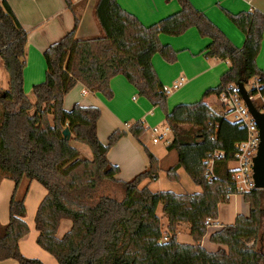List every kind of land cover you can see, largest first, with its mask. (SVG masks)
<instances>
[{
  "label": "trees",
  "instance_id": "obj_1",
  "mask_svg": "<svg viewBox=\"0 0 264 264\" xmlns=\"http://www.w3.org/2000/svg\"><path fill=\"white\" fill-rule=\"evenodd\" d=\"M176 1L178 12L146 27L117 0H96L93 16L100 35L77 39L80 13L73 0H63L74 27L44 51V80L32 87L35 101L31 102L23 91L27 33L8 0H0V60L8 76V89L0 88V179L11 180L15 187L23 179L33 180L47 191L35 220L40 232L37 243L58 264H264V190L238 193L228 168L235 158V144L246 139L245 129L211 114L205 102L229 86L245 87L252 79L264 94V71L256 65L264 15L222 10L245 37L243 46L237 48L189 0ZM191 28L200 38L210 39L203 57L228 61L230 68L215 88L204 91L200 101L168 111L167 95L151 59L158 54L167 63L175 62L177 52L162 45L159 35L178 37ZM118 75L165 115L171 134L166 150L176 155V163L166 170L167 179L178 182L177 170L182 169L201 188L199 194L152 193L147 187L140 188L146 179L156 181L160 171L159 161L147 150L148 168L129 182L117 180L119 170L108 162V148L98 140L95 124H87L63 108L64 97L77 84L111 99L109 83ZM65 128L70 139L88 148L90 159L62 136ZM144 132L141 122L129 127L136 140ZM213 152H222V156L214 160L213 177L208 178L203 160ZM104 186L116 196L103 194ZM233 195L242 196L249 214L237 215L232 225L211 234L209 242L224 248L207 252L201 246L210 225L206 221L216 222L218 205L228 203ZM14 196L15 191L9 221L0 226L3 257L19 264H41L19 254L16 243L28 229L21 221L23 203ZM158 207L166 219V236L156 215ZM60 219L70 220L72 228L62 240H56L53 235ZM184 224L189 227L192 245L177 242L179 227Z\"/></svg>",
  "mask_w": 264,
  "mask_h": 264
},
{
  "label": "crops",
  "instance_id": "obj_2",
  "mask_svg": "<svg viewBox=\"0 0 264 264\" xmlns=\"http://www.w3.org/2000/svg\"><path fill=\"white\" fill-rule=\"evenodd\" d=\"M189 1L237 48L243 46L245 37L226 18L222 10L231 14L258 11L264 15V0ZM73 2L80 13L75 37L87 39L100 35L93 16L96 0H73ZM117 3L146 27L180 10L176 0H117ZM8 4L27 33L23 91L29 97L32 95V87L44 80L46 69L44 51L73 30V16L66 9L63 0H8ZM159 41L177 52L173 63H167L158 54L151 59L152 66L167 95L168 111L179 104H193L200 101L204 91L215 88L219 84L220 76L230 68L228 61L203 57L202 53L210 43V39L200 38L193 28L178 37L159 35ZM256 65L264 71V37L256 58ZM109 86L112 98L106 99L101 94L90 93L81 84H77L64 97L63 108L81 121L95 124L98 140L108 148L106 156L108 162L119 170L115 178L122 182H129L144 172L148 168V158L145 153L147 150L159 161L160 171L156 181L150 182L146 179L142 181L140 188L147 187L152 193L170 191L175 194H199L201 188L194 185L182 169L177 170L178 182H171L166 177L167 168L176 163V155L166 150L171 134L164 123V113L146 99L139 97L136 89L120 75L112 78ZM0 88L8 89V76L1 60ZM212 98L213 96L205 100L207 105L212 102ZM135 122H141L145 128L139 140L134 139L129 133V127ZM163 137L166 138V143L162 141ZM14 191L15 201L23 203L25 215L21 221L28 229L27 234L16 243L19 254L26 259L37 260L41 264H58L56 258L37 243L40 232L35 224L36 215L48 194L36 181L23 179L15 187L11 180L0 179V226H5L9 221V203ZM238 196L244 205V210L241 214L234 213V219L237 215L249 214L248 205L241 195ZM220 206L221 204L218 205V220L210 222L201 242V246L208 252L224 248L215 244L211 246L206 244L211 234L227 226L220 220ZM71 228L70 220L60 219L53 238L62 240ZM0 264H19V262L13 258H4L0 249Z\"/></svg>",
  "mask_w": 264,
  "mask_h": 264
},
{
  "label": "built area",
  "instance_id": "obj_3",
  "mask_svg": "<svg viewBox=\"0 0 264 264\" xmlns=\"http://www.w3.org/2000/svg\"><path fill=\"white\" fill-rule=\"evenodd\" d=\"M249 82H251V84L249 92H246L247 96L253 106L254 104L258 106L256 110L260 114H264V94L261 92V86L256 79H252ZM211 101L212 102L207 105L211 110V114L218 115L230 122H237L240 127L245 129L246 139L235 144V158L231 161L236 163V168L234 170H229L232 173L236 191L240 194L249 192L255 189L252 179V161L256 156L259 144L258 128L244 101L240 97L236 86H229L218 96H213ZM155 141L156 140H154V142ZM221 156L222 152H213L203 160L207 166L205 172L206 177H213L214 160ZM206 224H210L209 221H206Z\"/></svg>",
  "mask_w": 264,
  "mask_h": 264
},
{
  "label": "rangeland",
  "instance_id": "obj_4",
  "mask_svg": "<svg viewBox=\"0 0 264 264\" xmlns=\"http://www.w3.org/2000/svg\"><path fill=\"white\" fill-rule=\"evenodd\" d=\"M250 84H251V82H248V84L245 86L244 89H245L246 92H249V90H250ZM6 89L7 88H4V90H6ZM28 98L30 99L31 102H34L35 101V99H34V97L32 95H30ZM257 108H258V106H257ZM162 141L166 143V138L163 137ZM69 143H70V145L72 147L76 148L79 151V153H80V155L82 157H85V158H88V159L90 158V155L91 154H90V152H89V150H88V148L86 146L75 142L73 139H69ZM228 168L230 170H234L236 168V163L235 162H230L228 164ZM101 192L103 194H109V195H112V196H116V194L113 193V191L111 190V188H107L105 186L102 188ZM239 198L240 197L238 195H233V196L230 197L228 203L221 204V206H220V215H221L220 220L222 222H224L225 224H227V225L233 224V221H234L233 220L234 219V213H236V212L238 214L243 213V210H244L243 209V206L244 205H243V203H241V201H240ZM156 215L160 219V224L162 226V234L164 236H166V234H165L166 219L163 217V215L161 213V208L160 207L157 208ZM177 242L180 243V244H182V245H192L193 244V242L191 240V237L189 236V227H188V225H185L184 224V225H181L180 226L179 233H178V237H177ZM206 242H207L206 244H208L210 246L213 245L209 241H206ZM216 251H214V252H216ZM214 252H210V253H214Z\"/></svg>",
  "mask_w": 264,
  "mask_h": 264
},
{
  "label": "water",
  "instance_id": "obj_5",
  "mask_svg": "<svg viewBox=\"0 0 264 264\" xmlns=\"http://www.w3.org/2000/svg\"><path fill=\"white\" fill-rule=\"evenodd\" d=\"M237 91L244 101L249 113L251 114L257 128L259 131V144L256 156L253 158V166H252V179L254 183V188L256 190H264V114H260L254 108L252 103L250 102L247 93L244 89L243 84L237 85ZM62 136L66 139H70V133L67 128L62 131Z\"/></svg>",
  "mask_w": 264,
  "mask_h": 264
},
{
  "label": "bare ground",
  "instance_id": "obj_6",
  "mask_svg": "<svg viewBox=\"0 0 264 264\" xmlns=\"http://www.w3.org/2000/svg\"><path fill=\"white\" fill-rule=\"evenodd\" d=\"M237 87V86H236ZM253 105V104H252ZM255 108V107H254ZM256 109V108H255ZM258 112V111H257ZM259 132V131H258Z\"/></svg>",
  "mask_w": 264,
  "mask_h": 264
}]
</instances>
